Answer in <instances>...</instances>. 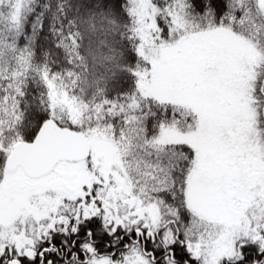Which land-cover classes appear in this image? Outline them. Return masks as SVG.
<instances>
[{"label":"snow or ice","instance_id":"6c2138e0","mask_svg":"<svg viewBox=\"0 0 264 264\" xmlns=\"http://www.w3.org/2000/svg\"><path fill=\"white\" fill-rule=\"evenodd\" d=\"M26 2L0 0V34ZM112 7L57 37L105 49L110 90L0 112V264H264V0Z\"/></svg>","mask_w":264,"mask_h":264},{"label":"trees","instance_id":"16d2710c","mask_svg":"<svg viewBox=\"0 0 264 264\" xmlns=\"http://www.w3.org/2000/svg\"><path fill=\"white\" fill-rule=\"evenodd\" d=\"M103 3L104 0H31L27 7L31 9V14L23 23L22 34L12 46L0 35V87L15 104L19 103L16 100L20 95L17 89L21 88L28 92L30 99L27 102L38 109L40 94L45 91L64 90L69 95L75 92L78 96L91 98L113 87L116 76L106 71L108 65L101 55L105 49L97 51L94 59L86 53L85 41V46L80 49V55L85 59L79 60L75 53L66 54L62 46H57V37L62 30L69 32L68 25L73 19L79 23L101 11L113 19H121L112 7L114 0H108L107 8L97 7ZM40 21L43 22V30H40ZM107 39L111 43L118 37L109 33ZM64 43L70 41L65 39ZM70 47L75 48V44H70ZM12 72L15 74L12 75ZM69 72L73 73L71 77ZM3 105L0 103V112H3Z\"/></svg>","mask_w":264,"mask_h":264},{"label":"rangeland","instance_id":"374dc122","mask_svg":"<svg viewBox=\"0 0 264 264\" xmlns=\"http://www.w3.org/2000/svg\"><path fill=\"white\" fill-rule=\"evenodd\" d=\"M26 9H27V7H28V3L26 2ZM3 38H5V40L7 41V43L8 44H11V46H12V43H13V41H15L16 39H17V37H16V39L15 40H13L12 39V36L10 35V34H8V33H4V34H0ZM6 43V44H7ZM4 68H6V67H4ZM15 73L14 72H12V75H14ZM10 86L12 87V84L10 83ZM57 92H59V93H61V94H63V93H65V91L64 90H60V91H57ZM14 101H13V99L11 98L10 100H8V101H6V103H4V105H3V112H6V113H11L12 111H14L15 109H14Z\"/></svg>","mask_w":264,"mask_h":264}]
</instances>
